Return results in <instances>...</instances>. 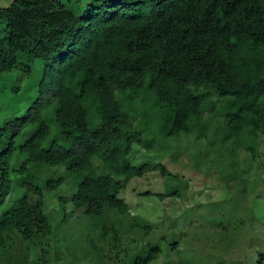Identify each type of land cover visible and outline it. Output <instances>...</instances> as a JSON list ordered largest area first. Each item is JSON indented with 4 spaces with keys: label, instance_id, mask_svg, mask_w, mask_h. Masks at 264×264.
I'll use <instances>...</instances> for the list:
<instances>
[{
    "label": "trees",
    "instance_id": "16d2710c",
    "mask_svg": "<svg viewBox=\"0 0 264 264\" xmlns=\"http://www.w3.org/2000/svg\"><path fill=\"white\" fill-rule=\"evenodd\" d=\"M207 110L221 120L204 121ZM186 137L193 167L221 168L225 159L230 191L259 185L238 153L264 158V0L0 3V264H59L53 243L65 241L52 222L66 233L70 218L83 217L95 261L110 264L119 226L151 228L131 215L122 191L149 172L180 180L163 161L190 149ZM135 144L154 157L133 161ZM181 188L188 183L146 195L180 199ZM257 208L259 198L239 223L264 226ZM101 216L105 225L90 222ZM159 254L144 248L134 261ZM252 260L264 264V251Z\"/></svg>",
    "mask_w": 264,
    "mask_h": 264
},
{
    "label": "rangeland",
    "instance_id": "374dc122",
    "mask_svg": "<svg viewBox=\"0 0 264 264\" xmlns=\"http://www.w3.org/2000/svg\"><path fill=\"white\" fill-rule=\"evenodd\" d=\"M92 2L93 0H83V5ZM0 3L1 6L8 5L11 0H1ZM39 67L34 68L36 75L40 70ZM6 81L5 79L4 82ZM18 107L20 108L19 105ZM223 110L224 108H220V113ZM203 115V120L211 125L221 120L220 114L214 111L207 110ZM139 119L135 125L141 121ZM262 140L260 139L261 152L264 149ZM192 141L193 137H186L185 142H188L186 146L189 147L190 143V149L178 160L174 161L168 157L163 161L172 173L179 174L180 180L166 178L165 185L166 179L164 180L161 174L149 172L143 178H134L126 185L121 197L129 205L131 215L137 220L145 221L151 228L148 231L129 230L125 226L126 221L124 227L119 226L122 232V243L119 247V243L116 244L117 249L107 250L108 256L105 253L108 259L112 257L109 260L110 264H137L134 260L144 248L160 249L159 257L151 264H254L252 259H255L261 250L264 251V226L258 225L257 220L244 226L243 223H239L245 217V206L255 204L257 198L264 201V158L262 156L253 158L252 154L247 153L249 151L245 147L240 150L238 153L240 161L245 159L252 161V164L250 163L253 169L252 174L256 178L260 176L259 185L255 189L248 185L237 186L230 191V186L227 187L223 182L227 174H230V170L225 168L226 160H222L221 168L217 165H212L210 170L204 167L201 170L193 167L192 165H196L195 162L189 161L191 148L194 147ZM163 150L160 148L161 152ZM166 151L170 154L172 149ZM164 155L168 156L165 152ZM130 157H133L136 163H140L146 158L154 157V154L153 151L135 144ZM199 160L203 161V159ZM97 169L102 170L101 167ZM185 181L188 183V188L186 190L181 188L179 192L183 198L168 197L162 201L155 195H146L148 191L155 194L168 193L171 188L184 185ZM181 190H184L183 193ZM54 196L56 195H47V202ZM255 210V214L259 216L256 218L264 222V209ZM57 218L60 219V215ZM94 221L98 225H105L108 222L102 216L95 217L90 222ZM87 222L84 217L80 220L70 218L68 223L71 225L67 226L66 233L65 223L52 222L53 235L65 241L63 244L60 241L53 243L62 251V260L59 264H107L95 261L96 258L99 259L96 255L99 253L98 249L87 247L89 243L85 240ZM236 222L239 224L238 229L233 230L230 223L233 226ZM255 224L256 229H252ZM108 225H111V222ZM115 226L118 227V224ZM96 237L98 239V234ZM105 243L107 242L101 240V245ZM83 245L86 246L79 250ZM73 248H78V251L73 253ZM77 259H83V261L80 262Z\"/></svg>",
    "mask_w": 264,
    "mask_h": 264
}]
</instances>
